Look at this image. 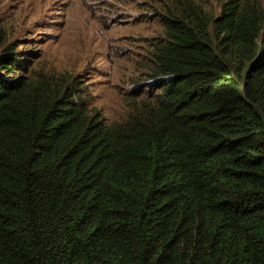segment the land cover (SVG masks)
Masks as SVG:
<instances>
[{"label": "trees", "instance_id": "obj_1", "mask_svg": "<svg viewBox=\"0 0 264 264\" xmlns=\"http://www.w3.org/2000/svg\"><path fill=\"white\" fill-rule=\"evenodd\" d=\"M141 1L119 121L0 51V264H264V4Z\"/></svg>", "mask_w": 264, "mask_h": 264}, {"label": "rangeland", "instance_id": "obj_2", "mask_svg": "<svg viewBox=\"0 0 264 264\" xmlns=\"http://www.w3.org/2000/svg\"><path fill=\"white\" fill-rule=\"evenodd\" d=\"M0 0V51H35L29 69L73 77L84 86L87 107L110 121L128 117L136 89L153 90L141 69L156 33L138 18L141 0ZM127 5L123 4L124 2ZM224 0H201L218 13ZM264 4V0H260ZM79 80V81H78Z\"/></svg>", "mask_w": 264, "mask_h": 264}]
</instances>
